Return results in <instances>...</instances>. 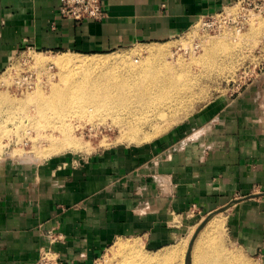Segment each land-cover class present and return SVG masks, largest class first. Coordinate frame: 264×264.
Masks as SVG:
<instances>
[{
    "label": "crops",
    "instance_id": "obj_1",
    "mask_svg": "<svg viewBox=\"0 0 264 264\" xmlns=\"http://www.w3.org/2000/svg\"><path fill=\"white\" fill-rule=\"evenodd\" d=\"M235 1L104 0V20L77 22L60 0H0V72L26 47L89 55L165 42ZM228 207L232 239L264 261V78L141 145L5 162L0 264H38L46 251L56 264H94L117 239L160 247L173 216Z\"/></svg>",
    "mask_w": 264,
    "mask_h": 264
},
{
    "label": "rangeland",
    "instance_id": "obj_2",
    "mask_svg": "<svg viewBox=\"0 0 264 264\" xmlns=\"http://www.w3.org/2000/svg\"><path fill=\"white\" fill-rule=\"evenodd\" d=\"M226 9L231 10L236 15V21L224 22V20L219 19L218 23L207 25L204 24L206 20L200 17L194 26L185 33L165 42L135 44L107 54L87 55L76 52H62L80 57L98 55L97 57L102 58L119 54L118 56L128 57L130 59L128 62H130L131 58L134 57L143 58V60L150 58L147 52L148 47L168 46L167 49L172 52L175 59L183 60L186 66L185 71L188 72L184 83L185 89H183L182 101H178L173 106L172 113H161L152 124L139 125L137 131L133 129V125L114 121L110 117L102 121L98 117H94L90 122V120H87L88 118H85L86 116H82V118L78 111L77 115L74 112L76 116H73L72 113V117L67 115L68 117H65L62 121H57V129L46 126L42 129V132H46V134L53 132L54 135L62 136L59 131L60 127L68 122L67 125L70 126L71 133L75 134L74 136L77 137L79 146H81L76 149L65 148L51 156H46L43 152L48 146L47 141H42L45 149L42 148L41 151H38L37 148H34L36 147L34 146V138L38 137V134L36 136L37 132L28 124L29 120L27 118L21 121L22 111L1 109L0 121L3 124L0 128V167L8 161L25 163L24 155L30 154H37L40 158L38 162H40L55 155L73 158L86 157L108 148L141 145L168 132L182 121L193 117L209 101L219 96H229L246 85L261 81L264 78V0L241 4L235 3ZM207 39L223 41L219 45L220 47L218 46V49L216 48V51L211 55H207L199 61L197 60V62L191 61L192 52L196 58L204 52L203 45ZM58 53L61 52L38 51L28 47L20 49L10 59L7 67L0 72V91L14 96V98L17 97L16 99L36 91L39 86L43 90L45 89L44 92H48L50 90L48 74H53V80L58 82L61 69L57 65L50 64L40 67L34 63L33 57L37 55L52 57ZM194 60L196 61V59ZM119 65H122V62ZM119 65L115 64L114 68L119 69ZM25 112L34 115L35 108L30 105ZM51 114L52 111H49L47 115L50 116H46L45 120L55 118ZM60 122H64V124L62 125ZM228 213L229 207L212 214H199L197 210H190L188 217L189 219L193 218L190 222L173 216L174 220L170 222L171 226L169 228L173 232L174 238L170 243L154 247L142 235L122 237L112 242L94 264L118 262L119 258L112 253L114 245L119 241L132 238L138 240L146 254L157 257H162L163 253L174 248L179 249L170 264H186L187 254L189 255L188 264H193L195 252H201L202 249L216 250V257L223 261V264H264L260 256L247 252L232 239L229 233ZM198 214L199 216L196 217ZM211 221L219 222V226L212 229L201 228L194 239L198 228L204 223V226H209ZM191 242L192 246H190ZM211 246L212 248H210ZM38 264H56L55 255L50 251H46Z\"/></svg>",
    "mask_w": 264,
    "mask_h": 264
},
{
    "label": "bare ground",
    "instance_id": "obj_3",
    "mask_svg": "<svg viewBox=\"0 0 264 264\" xmlns=\"http://www.w3.org/2000/svg\"><path fill=\"white\" fill-rule=\"evenodd\" d=\"M218 41L207 39L203 45L204 52L197 58L192 52L191 61L197 62L214 53L223 40L219 41L220 43ZM167 47H148L147 52L150 58L143 60V58L134 57L130 62L128 57L118 56L119 54L104 58L97 57L98 55L80 57L62 52L52 57L37 55L33 57L36 65L44 67L50 64L60 67V80L55 82L54 75L49 73L50 90L48 92H44L45 89L37 86L36 91L19 99L0 91V111L1 109L22 111L21 121L27 118L28 124L37 132L36 136L38 134L37 139L34 138V146H36L34 148L41 151L42 148L45 149L42 141L48 142L46 150L43 151L46 156L54 155L65 148L76 149L81 146L75 134L71 133L67 120H65L67 124L60 122L64 125L63 127L59 125L60 130L58 128L62 136L57 134L56 136L52 131L50 134L42 132L46 126L55 129L58 127L57 121H62L68 117L67 115L70 117L72 113L76 116L77 111L80 117L86 116L85 118H88L90 122L94 117H98L100 121L110 117L114 121L133 125V129L137 131L139 125L152 124L161 113H172L173 106L178 101H182L188 72L185 71L186 66L183 60L175 59ZM120 62L122 65H119ZM115 64L121 69H115ZM30 105L35 108L34 115L25 112ZM49 111H52L55 118L45 120L46 116H50L47 115ZM2 124L3 122L0 121V128ZM24 156L26 162L37 163L40 160L37 154ZM204 224L198 228L194 239L201 228L212 229L219 226V222L215 221H211L209 226ZM177 251H179L177 248L166 251L162 257L149 255L142 250L138 240L132 238L119 241L114 245L112 253L119 258V261L111 264H170ZM195 253L193 264H223V261L216 257V250L202 249L201 252Z\"/></svg>",
    "mask_w": 264,
    "mask_h": 264
},
{
    "label": "built area",
    "instance_id": "obj_4",
    "mask_svg": "<svg viewBox=\"0 0 264 264\" xmlns=\"http://www.w3.org/2000/svg\"><path fill=\"white\" fill-rule=\"evenodd\" d=\"M251 1L255 0H236L219 12L207 13L202 16L206 20L204 24L214 25L220 20H224V22L235 20L236 15L228 12L226 8L235 3L241 4ZM60 13L63 17L77 22L87 20L102 21L107 17L104 0H60Z\"/></svg>",
    "mask_w": 264,
    "mask_h": 264
},
{
    "label": "water",
    "instance_id": "obj_5",
    "mask_svg": "<svg viewBox=\"0 0 264 264\" xmlns=\"http://www.w3.org/2000/svg\"><path fill=\"white\" fill-rule=\"evenodd\" d=\"M188 260H189V255L187 254V256H186V264H188Z\"/></svg>",
    "mask_w": 264,
    "mask_h": 264
}]
</instances>
